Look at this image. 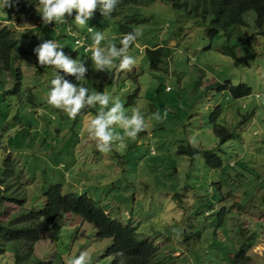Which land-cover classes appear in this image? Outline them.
<instances>
[{
    "label": "rangeland",
    "instance_id": "rangeland-1",
    "mask_svg": "<svg viewBox=\"0 0 264 264\" xmlns=\"http://www.w3.org/2000/svg\"><path fill=\"white\" fill-rule=\"evenodd\" d=\"M21 3L11 0V7L0 8V29L9 26L27 53L13 58L11 69L0 75V223L23 226L18 219L39 212L47 188L58 184L64 195H86L111 218L135 227L138 238L171 253L172 264H196L194 253L212 248L214 237L221 259L205 251L202 264H230L229 257L241 248L246 264H264V35L254 27V13L245 16L248 41L237 44L238 38L227 40L223 34L210 38L198 26L201 19L158 2L125 6L112 19L94 14L83 27L75 23V12L65 24L44 25L42 6L29 11ZM121 27L141 33L128 51L137 65L130 73L118 67L96 71L92 36L102 32L106 39L100 47L111 42L119 48L125 34ZM47 40L88 69L82 81L61 76L89 94L119 97L129 117L134 109L145 117L147 130L135 141L126 138L125 150L113 145L111 152L101 153L89 137L101 106L71 119L48 104L57 70L41 67L34 52ZM243 46L255 55L232 57L230 50L240 56ZM161 47L170 52L153 69L146 51ZM227 83L245 84L251 94L233 99L221 88ZM217 108L221 113L213 119ZM156 112L167 116L157 121L151 118ZM211 120L231 139L220 143ZM115 131L124 134L119 126ZM189 146L210 150L221 168L207 166L202 152L193 158L177 154ZM12 199L24 201L18 205ZM219 220L222 225L214 227ZM40 228L33 255L44 263L69 264L81 253H87L90 264L112 262L103 256L112 241L98 240L94 225L76 216L61 214L52 223L42 221ZM12 263L11 255H0V264Z\"/></svg>",
    "mask_w": 264,
    "mask_h": 264
},
{
    "label": "trees",
    "instance_id": "trees-1",
    "mask_svg": "<svg viewBox=\"0 0 264 264\" xmlns=\"http://www.w3.org/2000/svg\"><path fill=\"white\" fill-rule=\"evenodd\" d=\"M157 2L170 5L175 11H183L182 14L188 18L201 19L198 26H203L210 38L223 34L227 40H231L232 37L238 38L237 44L241 40L248 41L247 32H245L247 27L245 16L250 12L255 15L254 27L258 34L264 35V0H119L111 16L103 17L111 19L118 17L122 14L124 7L128 5L149 6ZM40 6L42 5H40L39 0H22L21 3V8L29 11H34ZM94 14L102 16L99 9ZM120 30L123 33L132 32L128 27H121ZM248 47L250 48V44ZM239 49L243 54H241L242 56H237L236 51L230 50L233 54L232 57L238 60L255 55L253 51H246V46L239 47ZM169 52L170 50L166 47L147 50L146 53L152 62L151 68L156 69ZM26 54V51L14 37L11 28L3 26L0 29V75L11 69L13 58L16 60V57ZM16 78V86L19 87L21 80L19 69L16 70ZM221 88L233 99L247 97L251 94L250 88L245 84L232 85L227 83ZM90 110L91 108L86 107L80 115L88 114ZM220 113V108H217L212 114V118L216 119ZM211 123L213 132L220 139V143L231 139V133L223 125L215 123L214 120H211ZM200 152L203 153L204 162L207 166L221 168L220 159L210 150L202 151L191 146L180 147L177 154L193 158ZM23 201L11 200L18 205L22 204ZM61 214H70L80 218L83 222L94 225L98 240H111V246L103 255L112 258L111 264H172L171 253L162 254L160 247L154 241L138 238L135 227L124 225L111 218L98 202L86 195L75 193L64 195L62 186L58 184L50 185L47 188L44 193V206L39 212L30 211L26 213L27 219L23 216L19 219V216L15 218L23 219V226L10 227L8 224L0 223V255L6 253L11 255L12 264H63L60 259H54L56 262L44 263L33 255V247L40 240L41 222L51 223ZM219 225H222L221 220L214 227ZM190 236L186 235V238L189 239ZM212 241V248L209 249L205 246L200 253H194L196 254L194 256L196 264H202L201 258L205 251L214 252L217 261L221 259V252H216L219 243L215 237L212 238ZM118 253H123V255H117ZM227 255H223V257L226 258ZM229 261L230 264H246L248 257L244 253V249L241 248L234 252L232 258L229 257Z\"/></svg>",
    "mask_w": 264,
    "mask_h": 264
},
{
    "label": "clouds",
    "instance_id": "clouds-1",
    "mask_svg": "<svg viewBox=\"0 0 264 264\" xmlns=\"http://www.w3.org/2000/svg\"><path fill=\"white\" fill-rule=\"evenodd\" d=\"M39 3L42 5L40 17L44 25L65 24L67 18L72 17L75 12V23L83 27L88 24L97 9L102 16H111L119 0H39ZM11 6V0H2L0 3V8ZM92 30L89 27V31L92 32ZM140 35L139 32L125 33L120 42L121 47L117 48L114 43L109 42L106 47L102 48L100 44L106 37L102 32H95L92 36L91 48V60L95 65V70L104 72L118 67L122 72H132L134 66L137 65V60L128 55V51ZM34 52L37 63L41 67L50 66L57 70L54 79L51 80V89L48 94L47 102L50 106L62 110L71 119H75L86 107L101 106L102 110L91 120L88 128L89 137L96 141L101 153L108 154L113 150V145L119 150H125L126 138L135 141L139 133L147 130L145 117L139 109H134L129 117L125 114L124 105L119 97L113 98L108 94L98 92L89 94L87 88L73 84L61 76L62 72L65 76L75 77L76 81H82L88 69L83 62L67 56L58 43L52 40L44 41L34 49ZM117 59L119 60L118 66L115 64ZM257 99L259 100L260 97L258 96ZM166 116L167 112L164 114V117ZM164 117L156 112L151 118L162 122ZM116 126L123 129V135L116 133ZM117 255L122 256L123 253ZM69 264H90V257H87V253H81L79 257L70 260Z\"/></svg>",
    "mask_w": 264,
    "mask_h": 264
}]
</instances>
